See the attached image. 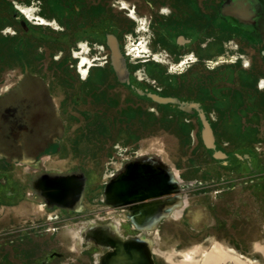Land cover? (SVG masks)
<instances>
[{
    "label": "rangeland",
    "instance_id": "rangeland-1",
    "mask_svg": "<svg viewBox=\"0 0 264 264\" xmlns=\"http://www.w3.org/2000/svg\"><path fill=\"white\" fill-rule=\"evenodd\" d=\"M230 1L0 0V264H264V0Z\"/></svg>",
    "mask_w": 264,
    "mask_h": 264
},
{
    "label": "bare ground",
    "instance_id": "bare-ground-1",
    "mask_svg": "<svg viewBox=\"0 0 264 264\" xmlns=\"http://www.w3.org/2000/svg\"><path fill=\"white\" fill-rule=\"evenodd\" d=\"M121 9L126 10L127 6L123 5L121 7ZM18 10L23 15H25L27 18H32L35 21H37L35 23V25L51 26V23L46 21L44 18H41L40 16L34 17V15L31 14V8H29V7L19 6ZM128 12H129L128 17L131 20L138 22V28L136 31L137 34L143 35L147 31L145 21L136 15V11L134 9H129ZM163 12H166V10H164ZM76 49L79 51L74 53V58L78 60V66H77L78 73L81 76V80L84 81V80H86L91 67L101 66V65H95L94 61L96 59H94V57L90 58L89 53H88L90 48L87 46L86 42L85 43L80 42V44H77ZM125 49H126V52L128 53V55H131L134 59L135 58H145V60L149 59L155 63L166 64L169 73L174 72V70H178V72H180V71L184 70L185 67H187L188 65H190L196 61L194 55H185L182 58L180 57L181 59L177 63H172L166 58L167 55H164V57H160V54H158L154 51H151L147 45V41L145 40V38L143 36H140L138 41H136V42L131 41ZM245 65L247 66V63ZM259 86H260V88L264 87V81L263 80L260 82ZM110 175L112 176V174H110Z\"/></svg>",
    "mask_w": 264,
    "mask_h": 264
},
{
    "label": "crops",
    "instance_id": "crops-1",
    "mask_svg": "<svg viewBox=\"0 0 264 264\" xmlns=\"http://www.w3.org/2000/svg\"><path fill=\"white\" fill-rule=\"evenodd\" d=\"M239 2V1H238ZM250 2H252V8H253V5H258L259 4V1L258 0H244V7H245V4L247 3V4H249ZM230 4H237V0H234V1H230L229 2ZM245 12V11H244ZM244 16H246L247 17V19H250V20H255L256 21V18L258 17V11H257V9L255 8H253V9H251L250 11L248 10L246 13H244ZM257 22V21H256ZM52 153H53V150L51 151ZM51 154V153H50ZM52 156H53V154H51ZM127 173V172H126ZM51 177V184H49V183H46V184H41L40 183V185L38 184V188H40V189H42V188H47V189H51V190H53V189H55V188H59V186H58V184H56L55 182H56V180H54V175L53 176H50ZM116 177H118V175H116V176H114L113 178H112V180H111V183H110V187L109 188H107V189H110L111 190V193L114 195L113 197H115V200H119L120 198H125V197H127L126 195V193L122 190V188H123V185L122 184H120L118 181H116L115 180V178ZM55 181V182H54ZM131 183V182H130ZM145 181H139L138 182V184H139V186L144 190V192L142 191V194L144 195L145 194V189L147 188L146 186H145ZM86 185H87V183H86V180H82V184H80L79 182H75L74 184H73V186H71V184L69 185H67L66 186V189H71V188H74V189H82V193H81V195H80V198L79 197H77V195H72V193L70 192V191H68V192H66V193H64V195L63 196H61V197H59V196H54L53 195V192L52 191H45L44 192V196H42V194H40V196H42L41 198L39 197H37L38 199H40V201L42 202V203H44V204H46V205H51V206H53V205H58V206H63V207H71L72 205H74L76 202H77V200L78 199H80V202H83V201H85V197H84V193H83V191H85V188H86ZM127 187H129L130 185H128V184H125ZM130 188H131V186H130ZM147 195L150 193V190L148 189L147 190ZM92 227V226H91ZM91 227H88V228H91ZM82 230H84V229H81L80 230V232H79V239L82 241V242H84V243H87V244H94L95 246H99V247H102V248H108V246L107 245H105V246H102V245H98V244H96L95 242H93V241H85V240H82V237H81V232H82ZM115 236H117L116 234H114ZM85 236H86V232H85ZM111 247V246H110ZM112 250H113V248H112ZM112 250H110V251H112ZM148 247H147V253H148ZM98 256V254L96 255V257ZM95 264H101L100 262H98L97 261V258H95Z\"/></svg>",
    "mask_w": 264,
    "mask_h": 264
},
{
    "label": "flooded vegetation",
    "instance_id": "flooded-vegetation-1",
    "mask_svg": "<svg viewBox=\"0 0 264 264\" xmlns=\"http://www.w3.org/2000/svg\"><path fill=\"white\" fill-rule=\"evenodd\" d=\"M184 57V56H183Z\"/></svg>",
    "mask_w": 264,
    "mask_h": 264
}]
</instances>
